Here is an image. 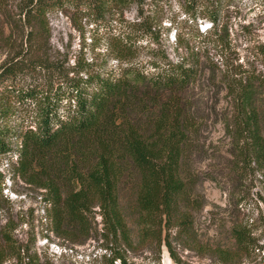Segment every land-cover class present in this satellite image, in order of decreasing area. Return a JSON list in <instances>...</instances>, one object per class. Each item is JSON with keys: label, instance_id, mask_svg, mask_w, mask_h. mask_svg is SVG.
Here are the masks:
<instances>
[{"label": "trees", "instance_id": "16d2710c", "mask_svg": "<svg viewBox=\"0 0 264 264\" xmlns=\"http://www.w3.org/2000/svg\"><path fill=\"white\" fill-rule=\"evenodd\" d=\"M124 1L23 0L17 5L9 36L16 30L27 36L30 50L20 44L0 61V161L17 153L9 162L10 180L38 191L57 237L84 243L98 231L100 215L102 235L123 251L132 250L136 242L128 207L138 228L137 245L152 244L158 252L165 245L181 264L173 240L194 239L193 210L200 207L193 197L198 175L190 165L199 124L187 95L199 80L198 62H173L165 56L157 63H135L126 56L124 66L69 75L52 74L51 64L37 54L50 36L49 11L72 5L104 15ZM222 3L196 1L203 10L199 15L211 21V34L218 31ZM222 39L219 35L205 45ZM25 50L30 60L19 58ZM21 78L31 80L20 85ZM228 84L233 111L227 130L235 170H257L264 177V100L259 98L264 79L239 72ZM9 91L15 100L8 104L2 95ZM24 103L33 115L17 120L16 106ZM6 179L0 168V264H48L15 234ZM125 186L133 199L124 203ZM231 235L232 247L213 249L221 264H245L263 250L246 224L232 226ZM116 259L127 264L120 252Z\"/></svg>", "mask_w": 264, "mask_h": 264}, {"label": "rangeland", "instance_id": "374dc122", "mask_svg": "<svg viewBox=\"0 0 264 264\" xmlns=\"http://www.w3.org/2000/svg\"><path fill=\"white\" fill-rule=\"evenodd\" d=\"M21 1L0 0V61L20 44L30 50L27 36H21L17 30L9 36ZM196 1L125 0L104 15L72 5L63 11L52 10L46 15L49 39L37 54L51 64L52 74L69 75L124 66L126 56H132L135 63H157L165 56L173 62H198L200 77L187 95L193 100L199 124L190 165L198 175L193 197L200 207L193 210L194 239L173 240V245L181 264H221L213 249L232 247V226L246 224L258 243L263 244V250L246 259L245 264H264V177L257 170L247 173L235 170L236 158L227 130L233 111L228 82L239 72L264 79V0H223L216 34H211L214 29L211 21L199 15L203 10ZM30 29L21 32L28 34ZM219 35L222 42L205 45ZM20 56L30 60L27 50ZM34 74L37 77V72ZM29 80L21 78L18 83L26 85ZM2 96L8 104L15 100L10 91ZM259 98L264 100V89ZM15 110L17 120H28L33 115L29 103L18 104ZM13 154L15 160L17 153ZM12 160L5 156L0 168L7 172L4 194L12 201L15 234L42 261L120 264V259L114 260L120 252L127 264H180L173 260L165 245L160 252L152 244L137 245L138 228L128 207L131 236L136 242L132 250L123 251L110 236L102 235L100 215L96 216L98 231L84 243L57 237L45 218V203L38 191L20 180H10L8 170ZM122 193L124 203L133 199L130 187L125 186Z\"/></svg>", "mask_w": 264, "mask_h": 264}]
</instances>
